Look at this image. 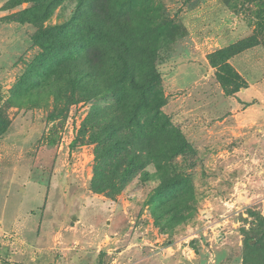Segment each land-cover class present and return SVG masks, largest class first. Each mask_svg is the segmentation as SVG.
I'll list each match as a JSON object with an SVG mask.
<instances>
[{
  "label": "rangeland",
  "instance_id": "obj_1",
  "mask_svg": "<svg viewBox=\"0 0 264 264\" xmlns=\"http://www.w3.org/2000/svg\"><path fill=\"white\" fill-rule=\"evenodd\" d=\"M238 21L264 48V0H0V264H264Z\"/></svg>",
  "mask_w": 264,
  "mask_h": 264
},
{
  "label": "crops",
  "instance_id": "obj_2",
  "mask_svg": "<svg viewBox=\"0 0 264 264\" xmlns=\"http://www.w3.org/2000/svg\"><path fill=\"white\" fill-rule=\"evenodd\" d=\"M222 12H227V16L230 10L225 7H221ZM241 19L243 16V9L239 6L238 15ZM226 26H228L226 24ZM242 23L240 21L237 22V26L234 29L225 28V31L221 36L222 41H226L231 44L238 40H241L245 37V32L242 27ZM228 44V45H229ZM229 63L236 72L247 82L251 83L252 87L253 83L261 81L264 77V48L262 44L256 43L252 46L240 51L237 54H234L229 58ZM254 88V87H253ZM68 264V262H67Z\"/></svg>",
  "mask_w": 264,
  "mask_h": 264
},
{
  "label": "trees",
  "instance_id": "obj_3",
  "mask_svg": "<svg viewBox=\"0 0 264 264\" xmlns=\"http://www.w3.org/2000/svg\"><path fill=\"white\" fill-rule=\"evenodd\" d=\"M252 43L246 42L243 39L236 41L235 43H231L229 44V48L227 50V61L229 60V58L231 56H233L234 54L239 53L240 51L252 46Z\"/></svg>",
  "mask_w": 264,
  "mask_h": 264
}]
</instances>
